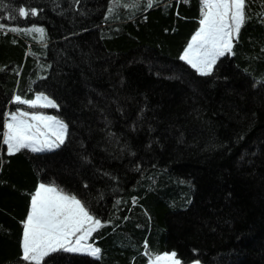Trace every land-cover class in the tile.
Here are the masks:
<instances>
[{
  "label": "trees",
  "instance_id": "trees-1",
  "mask_svg": "<svg viewBox=\"0 0 264 264\" xmlns=\"http://www.w3.org/2000/svg\"><path fill=\"white\" fill-rule=\"evenodd\" d=\"M111 4L0 0V264H35L21 259L22 237L40 183L101 221L89 237L98 257L58 250L40 264H147L162 253L264 264V0H246L210 75L180 59L201 0ZM36 94L54 101L46 112L66 125L64 142L9 155L13 97Z\"/></svg>",
  "mask_w": 264,
  "mask_h": 264
},
{
  "label": "snow or ice",
  "instance_id": "snow-or-ice-1",
  "mask_svg": "<svg viewBox=\"0 0 264 264\" xmlns=\"http://www.w3.org/2000/svg\"><path fill=\"white\" fill-rule=\"evenodd\" d=\"M119 3L120 0H112L109 12L111 13ZM152 5L153 0H148V7ZM201 5L200 28L192 37L180 59L186 61L200 75H210L217 58L232 50L233 38L238 37L246 19L244 11L246 0H201ZM36 14L35 9L28 11L25 7L18 8L19 17ZM4 28L5 25L0 24V29ZM8 30L17 31L15 28ZM33 31L43 34V29L36 28L26 30V34ZM40 101L44 103H39ZM13 103L27 104L33 108L56 106L44 96H37L34 100H25L16 95ZM27 116L29 113L23 111H19V117L16 113H11L4 125L6 131L3 133V144L7 145L9 155L21 149L40 152L45 148L51 149L58 146L55 141L50 143L48 140H39L37 138L38 125L23 119ZM30 119L43 121L45 127L50 129L55 126L56 130L53 131V135L59 143L64 142L63 134L66 126L60 121L39 114L31 115ZM98 226H101V221L90 215L79 199L64 194L54 186L41 183L31 197L30 211L23 222L21 259L40 264L43 258L52 252L58 250L80 252L85 248L88 254L98 257L100 249L84 243ZM72 238H75L74 244ZM175 256V253L156 256L150 264H163V262L180 264Z\"/></svg>",
  "mask_w": 264,
  "mask_h": 264
},
{
  "label": "rangeland",
  "instance_id": "rangeland-1",
  "mask_svg": "<svg viewBox=\"0 0 264 264\" xmlns=\"http://www.w3.org/2000/svg\"><path fill=\"white\" fill-rule=\"evenodd\" d=\"M200 28V27H199ZM199 30V29H198ZM197 30V31H198ZM196 31V32H197ZM196 34V33H195ZM194 34V35H195ZM193 35V36H194ZM191 40H192V38H191ZM191 40H190V42H191ZM227 53V52H226ZM219 59V57L217 58V60ZM217 62V61H216ZM187 63V62H186ZM191 66V65H190ZM193 68V67H192ZM196 70V69H195ZM197 71V70H196ZM37 96H44V97H46L45 95H43V94H36L35 95V97H34V99H36V97ZM14 98V97H13ZM48 98V97H47ZM33 99V100H34ZM49 99V98H48ZM49 100H51V99H49ZM53 103H54V101L53 100H51ZM39 103H44L43 101H40ZM14 104H16V108H15V110L14 111H12V112H8V113H6V118H5V122H4V125H5V123L7 122V120H8V117H9V115L11 114V113H16L17 114V116L19 117V111H23V112H27V113H29V116H27V117H23V119H26V120H28V122L29 123H32V124H36V125H38V128H39V131L37 132V138L39 139V140H41V141H43V140H48L50 143L51 142H53V141H55V143L57 144V145H59L60 143H59V141L58 140H56V136L55 135H53V131H55L56 129H55V126H53V128H47V127H45V122H43V121H32L31 119H30V117H31V115H33V114H39V115H43V116H48V117H52V118H54L55 120H58V121H60L62 124H64V122H62L58 117H56V116H54V115H51V114H48L47 112H46V108H49V107H40V106H37V107H35V108H33V107H29L27 104H19V103H14ZM55 104V103H54ZM19 110V111H18ZM65 125V124H64ZM66 126V125H65ZM6 131V129H5V127H4V132ZM34 131H36L35 129H34ZM66 131H67V128H66V130H65V132H64V134H63V140L65 139V136H66ZM41 133H44V135H41ZM4 138V137H3ZM4 149H5V151L8 153V149H7V145L6 144H4ZM58 146H55V147H52L51 149H48V148H45L44 150H42V151H46V150H52V149H55V148H57ZM30 150V149H29ZM42 151H40V152H42ZM41 184V183H40ZM39 184V185H40ZM38 185V186H39ZM46 185V184H45ZM46 186H50V185H46ZM65 194V193H64ZM97 228V227H96ZM92 234V233H91ZM90 237V236H89ZM89 237L87 238V240L84 242L85 243V245H91L92 247H94V248H97L96 246H94V245H92V244H90L89 243ZM22 240H23V237H22ZM72 240H73V244H74V242H75V238H72ZM76 253H80V254H88V252H87V250H86V248H85V250L84 251H80V252H76ZM164 254H171V253H162V254H160V255H158V256H162V255H164ZM88 255H90V254H88ZM92 256V255H91ZM94 257V256H93ZM153 258H155V257H153ZM152 258V259H153ZM176 258V257H175ZM152 259H150V261L152 260ZM177 259V258H176ZM178 260V259H177ZM150 261L147 263V264H150ZM35 263V262H34ZM163 264H170V262H163ZM181 264V263H180ZM191 264H199V263H196V262H194V263H191Z\"/></svg>",
  "mask_w": 264,
  "mask_h": 264
}]
</instances>
